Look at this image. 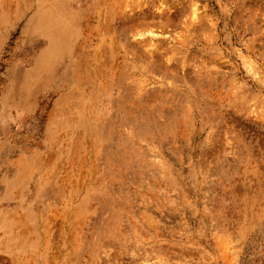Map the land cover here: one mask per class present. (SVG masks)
I'll return each mask as SVG.
<instances>
[{
	"label": "rangeland",
	"instance_id": "obj_1",
	"mask_svg": "<svg viewBox=\"0 0 264 264\" xmlns=\"http://www.w3.org/2000/svg\"><path fill=\"white\" fill-rule=\"evenodd\" d=\"M0 264H264V0H0Z\"/></svg>",
	"mask_w": 264,
	"mask_h": 264
},
{
	"label": "bare ground",
	"instance_id": "obj_2",
	"mask_svg": "<svg viewBox=\"0 0 264 264\" xmlns=\"http://www.w3.org/2000/svg\"><path fill=\"white\" fill-rule=\"evenodd\" d=\"M150 32L152 33L153 31H152V30H150Z\"/></svg>",
	"mask_w": 264,
	"mask_h": 264
}]
</instances>
